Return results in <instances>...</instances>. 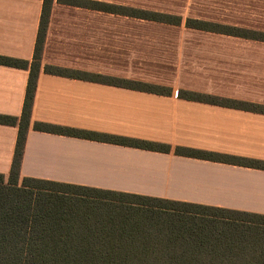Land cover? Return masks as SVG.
<instances>
[{
	"label": "crops",
	"instance_id": "0c3cea01",
	"mask_svg": "<svg viewBox=\"0 0 264 264\" xmlns=\"http://www.w3.org/2000/svg\"><path fill=\"white\" fill-rule=\"evenodd\" d=\"M81 1L53 0L21 178L264 215V169L174 151L183 146L264 160V113L178 95L187 90L264 105V38L198 30L186 21H146L90 4L144 9L148 0ZM200 5L201 17L187 18L264 33V0ZM42 9L43 0H0V55L32 62ZM173 14L184 17L177 9ZM161 28L206 36L166 39L144 32ZM47 65L157 84L171 93L54 75ZM29 74L0 64V114L21 116ZM35 121L167 143L172 150L37 131ZM17 137L18 126L0 124V173H10Z\"/></svg>",
	"mask_w": 264,
	"mask_h": 264
},
{
	"label": "trees",
	"instance_id": "16d2710c",
	"mask_svg": "<svg viewBox=\"0 0 264 264\" xmlns=\"http://www.w3.org/2000/svg\"><path fill=\"white\" fill-rule=\"evenodd\" d=\"M65 4L81 0H59ZM53 0L43 9L32 62L0 55V64L29 69L10 173H0V264H264V215L159 197L21 178L20 167ZM114 13L180 24L179 15L91 2ZM190 28L264 38V33L187 18ZM50 74L168 95L165 86L47 65ZM182 98L264 113V105L180 90ZM37 131L170 152L167 143L35 121ZM178 155L264 169V160L176 146Z\"/></svg>",
	"mask_w": 264,
	"mask_h": 264
},
{
	"label": "rangeland",
	"instance_id": "374dc122",
	"mask_svg": "<svg viewBox=\"0 0 264 264\" xmlns=\"http://www.w3.org/2000/svg\"><path fill=\"white\" fill-rule=\"evenodd\" d=\"M197 4L192 5L190 7L184 6L185 0H148L142 4V8L144 10H151L162 13L173 14V10L177 9L179 12L183 14V21H186L187 17H201L202 7L200 5L201 0H197ZM180 5H182L180 7ZM134 8V7H133ZM139 9V8H138ZM172 11V12H171ZM141 19V18H140ZM131 20H139V19H131ZM145 20V19H143ZM151 21V20H146ZM146 34H156L162 38H173L175 36L179 37H199L206 36V34H202L201 32L191 31V30H182V29H147L144 31ZM164 49H170V46L163 47Z\"/></svg>",
	"mask_w": 264,
	"mask_h": 264
}]
</instances>
